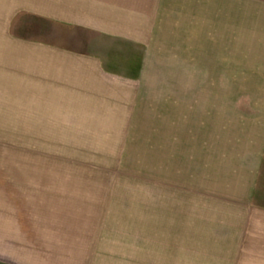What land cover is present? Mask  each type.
Here are the masks:
<instances>
[{
  "label": "rangeland",
  "instance_id": "374dc122",
  "mask_svg": "<svg viewBox=\"0 0 264 264\" xmlns=\"http://www.w3.org/2000/svg\"><path fill=\"white\" fill-rule=\"evenodd\" d=\"M189 1L133 4L141 19L116 29L146 51L22 12L12 30L9 9L25 4L0 2V264H233L206 242L210 224L189 211L185 189L207 178L218 187L222 162L248 150L237 141L264 140V82L221 81L219 66L200 65L195 36L189 57ZM41 42L124 79L77 82L67 91L96 97L59 99L49 51L31 44ZM83 63L94 75L95 62ZM84 125L101 128L69 129ZM258 188L264 203V162Z\"/></svg>",
  "mask_w": 264,
  "mask_h": 264
},
{
  "label": "crops",
  "instance_id": "0c3cea01",
  "mask_svg": "<svg viewBox=\"0 0 264 264\" xmlns=\"http://www.w3.org/2000/svg\"><path fill=\"white\" fill-rule=\"evenodd\" d=\"M141 1L0 0L4 3L25 4L9 9L12 30L13 20L17 17L15 14L22 12L32 19L45 20L51 25L67 27L68 30L82 31L93 39L99 36L110 39L109 41L137 43L142 51H146L148 50L146 40L136 39L133 36L131 40L126 30H117L125 29V26L127 28V20L131 15L141 19L140 15L142 12L145 13V10L133 6ZM188 14L186 29L189 37V57L192 55L190 45L195 36L194 40L197 42L194 41V43L199 44L198 49L196 46L193 48L203 51V62L200 65L209 66L213 63L219 66L221 81L224 82L222 77L225 76L228 77V81L240 82L247 79V82H264V0H190ZM139 26L141 27V24ZM133 33L135 34V31ZM140 34L148 39L152 32L141 30ZM31 44L42 49L45 47L44 49L49 51L51 57L42 61L44 72L48 73L52 69L54 87H57L56 83H60L65 88V91L60 92L59 99L96 97L93 91L97 90L67 91L74 88L72 84L77 82H81L84 88L85 84L90 87V84L100 82L101 77L108 80L110 78L124 79V75L111 74L106 70H104L105 73L100 74L98 68L102 67L101 63L90 57H79L77 53L79 49L75 50L73 47L59 44H56L59 46L56 47L53 43H43L41 44L43 46ZM93 49L100 50L97 47ZM215 60L218 62H214ZM84 61L95 62L94 66L97 69L94 75L85 71ZM191 62L189 66L193 65ZM27 67L30 68V65ZM28 71L34 70L30 68ZM93 76L96 77V82L90 80ZM77 91L87 92V94L77 96ZM63 114L73 115L71 112L64 111L61 116ZM69 121H73L72 124L76 123L77 119H69ZM84 121L85 124H89L90 120L86 118ZM99 128L101 127L84 125L69 129ZM237 142L244 143L242 146L247 147L248 150L242 153L235 151L234 154H230V159L228 157V160L222 162L223 168L218 187L213 185L211 178H207L205 187L202 189L186 187L185 190L192 197L190 206L192 210L189 211H195L197 219H203L205 228L210 224L212 237L206 242L220 245L222 252L218 255L219 259L235 260L233 264H264V203L258 195L264 162V144H262L264 140L249 139ZM211 154L212 152L209 155ZM183 187L180 185L179 189L184 190ZM225 249L227 250L223 251Z\"/></svg>",
  "mask_w": 264,
  "mask_h": 264
}]
</instances>
